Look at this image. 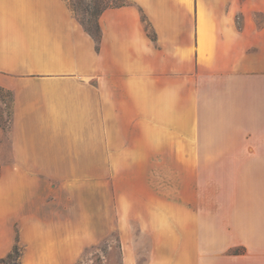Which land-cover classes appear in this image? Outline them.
<instances>
[{
    "label": "crops",
    "instance_id": "obj_1",
    "mask_svg": "<svg viewBox=\"0 0 264 264\" xmlns=\"http://www.w3.org/2000/svg\"><path fill=\"white\" fill-rule=\"evenodd\" d=\"M260 10L261 0H129L100 12L97 43L64 0H0V87L12 94L0 259L17 228L21 240L48 238L21 230L40 179L119 176L124 264H264Z\"/></svg>",
    "mask_w": 264,
    "mask_h": 264
},
{
    "label": "rangeland",
    "instance_id": "obj_2",
    "mask_svg": "<svg viewBox=\"0 0 264 264\" xmlns=\"http://www.w3.org/2000/svg\"><path fill=\"white\" fill-rule=\"evenodd\" d=\"M76 19L85 30L97 33L98 16L107 7L126 4L129 0H64ZM260 10L253 16L258 25H264V0ZM240 23V20L237 19ZM12 118V94L0 87V165L9 163V131ZM125 178L105 176L103 182L85 181L83 183L58 184L40 179L37 196L38 209H34V223L25 218L22 232L46 234L47 239H19L20 264L23 255H34L41 264H124L123 249L119 239L120 232L127 230V210L118 207V198L127 195ZM126 181V180H125ZM117 197V200L115 199ZM123 202V201H121ZM126 206V203H125ZM137 226L135 225V228ZM121 228L125 230L121 231ZM134 228V229H135ZM137 229V228H136ZM101 237L94 238L95 233ZM91 234V235H90ZM57 235V239L54 238ZM68 238L65 240L64 236ZM89 235L90 245L75 255V245L81 238ZM127 244V241H123ZM72 248H70V246ZM47 258V259H46Z\"/></svg>",
    "mask_w": 264,
    "mask_h": 264
},
{
    "label": "trees",
    "instance_id": "obj_3",
    "mask_svg": "<svg viewBox=\"0 0 264 264\" xmlns=\"http://www.w3.org/2000/svg\"><path fill=\"white\" fill-rule=\"evenodd\" d=\"M97 33L94 34L90 31L87 30V32L91 35V37L95 40V42H99V35H100V29L99 25L97 23ZM234 253L239 252L238 249L233 250ZM20 256V250L18 247V241L16 240L15 244L13 245L12 249L10 252L3 258L0 259V264H18V258Z\"/></svg>",
    "mask_w": 264,
    "mask_h": 264
}]
</instances>
